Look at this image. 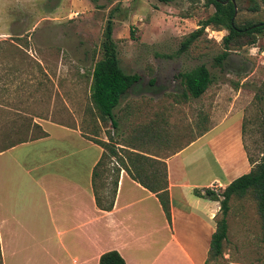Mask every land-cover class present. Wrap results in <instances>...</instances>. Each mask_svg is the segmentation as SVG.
<instances>
[{
    "label": "rangeland",
    "instance_id": "1",
    "mask_svg": "<svg viewBox=\"0 0 264 264\" xmlns=\"http://www.w3.org/2000/svg\"><path fill=\"white\" fill-rule=\"evenodd\" d=\"M234 2L237 25L264 23V0ZM212 13L205 0H0V42H6L0 45V151L43 137V127L53 123L156 154L184 148L205 131L232 151L239 132L246 157L258 160L264 145V34L219 65L225 30L206 28L181 53L185 37ZM110 19L121 69L140 77L114 110L115 130L90 101V73L102 57ZM200 65L212 82L200 98H186L178 75ZM211 153L209 175L218 173ZM227 225L228 261L263 264L252 194L231 199Z\"/></svg>",
    "mask_w": 264,
    "mask_h": 264
},
{
    "label": "crops",
    "instance_id": "2",
    "mask_svg": "<svg viewBox=\"0 0 264 264\" xmlns=\"http://www.w3.org/2000/svg\"><path fill=\"white\" fill-rule=\"evenodd\" d=\"M43 131L45 137L0 152L2 264H99L109 251L125 264H205L219 203L204 191L223 190L251 168L239 132L228 152L214 144L210 131L170 154L118 143V149L165 164L170 221L157 197L115 157L94 180L98 190L109 189L119 169L113 207L103 211L93 193L92 172L104 152L97 138L53 123ZM210 152L218 170L212 175ZM226 251L222 264H234Z\"/></svg>",
    "mask_w": 264,
    "mask_h": 264
},
{
    "label": "trees",
    "instance_id": "3",
    "mask_svg": "<svg viewBox=\"0 0 264 264\" xmlns=\"http://www.w3.org/2000/svg\"><path fill=\"white\" fill-rule=\"evenodd\" d=\"M205 6L213 8L212 15L185 37L181 43V53L185 52L193 42L200 38L206 28L213 27L217 30H225L227 35L221 41L223 52L215 59L216 65H219L229 56L231 51L241 49L244 46L254 45L257 34H264V23L262 22H253L242 26L236 24V15L234 16V7L236 5L234 0L233 3L230 0H205ZM249 8L253 11L258 10L256 3H252ZM112 28L113 23L110 19L104 32L101 49L102 57L93 64L90 73V101L98 118L101 121H109L112 129L115 130L118 128V121L115 118L114 110L119 106L121 98L140 80V77L137 74H126L121 69L116 46L112 40ZM2 44H6V42H0V45ZM8 45L12 49L16 48L15 45L9 43ZM178 77L185 88L184 97L186 98H200L212 82L211 75L204 65L195 67L178 75ZM43 135L45 137L46 133H43ZM262 136L264 144V117L262 119ZM92 140L104 150L101 159L92 172L93 193L99 209L103 211L112 209L119 169H116V175L111 187L105 189L102 186V189H99L103 190V192H99L94 185V180L105 173L106 165L110 162V158L115 157L118 158L121 166L133 180L157 197L166 219L170 221V200L165 164L126 149H118L110 139L108 142L97 139ZM25 142L18 141L0 152ZM131 149L136 150V148ZM247 160L251 166L248 173L234 179L223 190L214 192L205 189L204 191L205 198L219 203V211L215 217V232L211 236L205 264H222L223 262L224 243L227 240V216L230 210V201L234 197L242 198L250 193L256 200L257 210L261 219V241L264 248V145L258 160H253L249 155H247ZM0 264H2L1 254ZM99 264L125 263L117 252L109 251L100 256Z\"/></svg>",
    "mask_w": 264,
    "mask_h": 264
},
{
    "label": "water",
    "instance_id": "4",
    "mask_svg": "<svg viewBox=\"0 0 264 264\" xmlns=\"http://www.w3.org/2000/svg\"><path fill=\"white\" fill-rule=\"evenodd\" d=\"M232 3H233V0H230ZM234 16L236 15V12H237V9H236V7H234Z\"/></svg>",
    "mask_w": 264,
    "mask_h": 264
}]
</instances>
